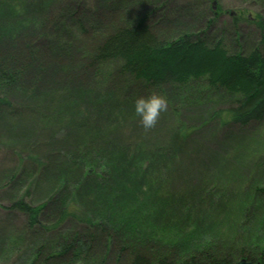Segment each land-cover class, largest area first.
<instances>
[{
    "label": "trees",
    "instance_id": "16d2710c",
    "mask_svg": "<svg viewBox=\"0 0 264 264\" xmlns=\"http://www.w3.org/2000/svg\"><path fill=\"white\" fill-rule=\"evenodd\" d=\"M54 2L0 0V122L23 147L46 139L58 155L8 178L23 174L27 189L0 205L24 216L4 236L1 261L106 264L114 249L127 264H264V160L245 170L238 149L234 159L219 153L218 165H181L222 125L264 120V16L243 17L257 39L238 34L240 16L208 39L214 9L197 32L129 11V23L95 36L81 0ZM52 54L62 68L44 81ZM80 71L88 82L72 81ZM150 94L168 108L145 129L134 101Z\"/></svg>",
    "mask_w": 264,
    "mask_h": 264
},
{
    "label": "rangeland",
    "instance_id": "374dc122",
    "mask_svg": "<svg viewBox=\"0 0 264 264\" xmlns=\"http://www.w3.org/2000/svg\"><path fill=\"white\" fill-rule=\"evenodd\" d=\"M6 1L8 2L11 0ZM65 1L66 0H55L53 6L57 9L58 5ZM122 1H125L124 6H126L125 4H127L128 0H115V2L111 0H81V2L84 3L86 10L85 19L87 24L94 26L92 32L93 35L98 36L103 34L105 31L113 30L118 23H121L122 25H125L127 22L129 23L131 18H126V14L129 11L134 14L133 17L135 18L141 17L143 14L144 16L148 14V16H150L149 24L152 26L169 28V26L166 25V23H168L171 27L175 28V31L173 32H179L182 29H192L197 32L206 28L207 21L209 17L213 16L214 9L218 12V15L214 22H211L210 25L207 26L206 36L208 39H214L217 33H221L220 31L225 28L229 33L234 25V16H240L238 21H236V27L239 32L238 34L244 35L245 37L248 36L251 39H257L259 38L258 29L254 24L244 20L243 17L247 15L252 18L256 14L264 16V0H131L129 1V4H127L129 8L121 10ZM113 5H115L116 8L110 9ZM210 6L213 8L210 9ZM168 18L173 19V21L168 20ZM95 25H97L98 28L95 27ZM229 35L227 34V37H229ZM26 37L27 41L25 42L26 44H29L31 41L28 39L30 38L28 35ZM59 56L60 55L52 54V57L50 58L51 62L49 64V71H41V75L39 77L47 78L44 81H52L56 79L51 75L62 68L61 66L56 65V60ZM77 56H80V53ZM69 59L72 60V56L67 57V60ZM80 73L82 78L79 80L74 79L72 81L79 83L82 82L83 84L88 82L90 73L89 75L86 73L88 76L84 73V71H80ZM66 79L70 80V77L60 78L62 81H66ZM4 122H0V205L2 204L8 206L17 197L24 194V191L27 189L25 186L27 183H23L26 178L23 177V174H21V176L19 175L14 177L12 181L13 184L10 183V181H7L12 173H14V175L18 173H26L25 171L39 173V165L34 163H47V161L50 162V160L58 159V157H54L58 155L55 151L48 153L45 142H50V140L46 139L33 141L35 144L32 145L31 143V145H24L23 147V145L17 141L19 140V138H17V132L8 130L6 127L7 125H5ZM222 127L223 129L219 132L216 130L217 127H215L214 129L216 131L213 132L212 136L209 137V139L204 140V145L200 144L198 151H201V153L197 154L198 156L193 158L195 161L183 159L181 160V165L186 168L199 163V160L203 158L207 160V162L210 161V164L215 163L214 165H218L217 161L220 158L218 157L219 153L234 159V155H236L238 149H242L243 153H247L248 155L246 156H249L244 160V164L249 163L245 170L247 167L251 166L252 168L256 165V163L264 160V120L260 122H251L245 127H240L238 125L232 126V124L229 123L228 125H222ZM238 159L239 157L235 158L236 161ZM241 164L242 163L239 165ZM231 170L229 173L235 174V172H238L235 171L234 168H231ZM183 184H185V181L180 180L179 187L182 188ZM16 187L21 188V191L17 190ZM33 190L35 191V195L32 198H37V200L40 199L43 194L37 191V186L33 187ZM27 199L29 200L28 196ZM23 221L24 216L22 213L6 211L0 207V247L3 244L1 242L4 236L10 235L9 233L13 231L12 224H15L16 227H20ZM71 224L72 223L70 222H66L63 226L64 228H69ZM114 252V249L111 250L109 253V260H107L106 264L128 263L124 257L119 259ZM18 255L14 256L13 254L9 260L6 259L1 261L0 259V264H18L21 259V257L17 259ZM61 264H67V262H61Z\"/></svg>",
    "mask_w": 264,
    "mask_h": 264
},
{
    "label": "clouds",
    "instance_id": "9594fccd",
    "mask_svg": "<svg viewBox=\"0 0 264 264\" xmlns=\"http://www.w3.org/2000/svg\"><path fill=\"white\" fill-rule=\"evenodd\" d=\"M167 108V99L158 94L139 96L134 101V112L139 117L145 129L154 127L161 113L166 112Z\"/></svg>",
    "mask_w": 264,
    "mask_h": 264
},
{
    "label": "water",
    "instance_id": "95a60500",
    "mask_svg": "<svg viewBox=\"0 0 264 264\" xmlns=\"http://www.w3.org/2000/svg\"><path fill=\"white\" fill-rule=\"evenodd\" d=\"M235 264H261L260 262H253L248 260L247 258H240L239 260L236 261Z\"/></svg>",
    "mask_w": 264,
    "mask_h": 264
}]
</instances>
